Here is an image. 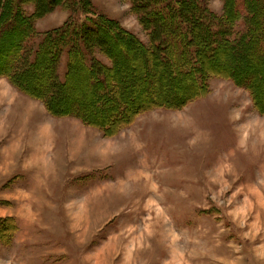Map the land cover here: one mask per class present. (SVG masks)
Masks as SVG:
<instances>
[{
  "label": "rangeland",
  "instance_id": "rangeland-1",
  "mask_svg": "<svg viewBox=\"0 0 264 264\" xmlns=\"http://www.w3.org/2000/svg\"><path fill=\"white\" fill-rule=\"evenodd\" d=\"M170 1L191 13L186 22L202 19L218 32V43L228 39L237 45L234 51H241L240 39L246 38L252 18L246 8L236 7L238 0ZM84 2L69 0L64 7L63 0H21L15 22L0 23V83H5L0 84V128H6L4 133L0 129V264H264V49L255 41L244 48L246 70L237 64V53H230L231 63L225 51L219 52L207 66L226 69L237 79L210 74L201 82L198 98L179 109L143 111L129 126L132 118L121 120V115L125 108V114L134 113V103L126 105L113 92L122 84L146 104L163 96L159 77L168 81L172 72L151 71L150 52L138 46L151 45L150 27L143 19L149 9H141L143 0ZM257 10L263 14L264 5ZM97 16L112 27L111 44L118 49L106 37L88 35L94 71L77 68L65 98L51 104L53 112L44 100L19 91L15 78L2 75L21 48L30 53L23 61L20 54L17 69L28 70L49 31L71 19ZM260 22L264 30V16ZM30 28L34 36L23 41ZM122 35L129 37L125 46L119 44ZM67 59L63 52L56 66L42 64L27 81L40 90L36 81L46 78L44 74L50 82L54 73L64 79ZM23 70L10 74L29 71ZM240 71L248 77L239 76ZM144 78L147 89L140 85ZM173 82L184 86L191 80ZM9 88L36 108L25 119L27 125L22 120L19 125L16 108L2 100L10 95ZM186 91L180 89L182 95ZM92 98L103 109L94 108ZM80 103L95 124H111L110 131L79 116L56 113ZM39 117L55 122L60 144L46 146L45 153L49 134L42 127L35 136L37 146L32 137L30 147H21L4 162L11 136L30 129ZM80 137L90 141L94 153L80 146L69 152L67 145ZM20 171L27 172V184ZM25 184L24 190L18 187ZM18 218L28 222L19 225Z\"/></svg>",
  "mask_w": 264,
  "mask_h": 264
},
{
  "label": "trees",
  "instance_id": "trees-1",
  "mask_svg": "<svg viewBox=\"0 0 264 264\" xmlns=\"http://www.w3.org/2000/svg\"><path fill=\"white\" fill-rule=\"evenodd\" d=\"M20 1L21 0H0V23L4 26L13 24L15 20L20 16ZM50 3L55 2L57 3L58 0H46ZM69 0H63L62 5L66 7V3H68ZM80 2L84 0H78ZM236 0H234L235 2ZM26 0H23V3H25ZM43 3V2H42ZM237 3V4H236ZM236 7L240 10V8L243 7L249 11L251 22L249 23V31L246 33V38L244 39V36L240 39V43L243 44V48L238 51H234L236 49L237 45L235 43H232L227 39V42L223 41L221 43H218V32L212 28L210 24L207 25V23L202 21V19H197L195 16V22L196 23H188L186 20L191 15L190 12L184 11L182 12V7L178 4V2H171L170 0H143L141 9L145 10L148 8V12H145V16H143V19L146 21L149 29V35L151 38V45L148 47H144L143 45H140L138 43L139 48L143 52L149 51V61H148V67H150L151 71H161L162 69L166 68L165 71H162L167 75H169L170 72H172V76H170V80H164V78L159 77L160 87L162 88L163 96H158L156 99L149 100L146 102V104H140L138 100L139 97H134L133 88L127 89L124 85L121 84L118 92H113L115 99H119V101H125L126 105L130 104V106L134 103V113L128 114L125 112L127 109L125 108L122 115L121 120L125 119V115H128L132 118L130 121L129 126H132L136 122V116L143 112L147 111L152 108H169V109H179L182 108L184 105L189 103L194 98H198L200 96V85L204 88V82L201 83L205 77L208 75L212 76H218L223 78H232L237 79L236 75H230V71L226 69H220V68H209L207 66L208 62L217 60V55L219 52H226V56L229 58L230 62L233 59L231 57L230 53L233 52V54L238 55V58H241L240 61L237 63L238 65H242L245 70L247 63V57H248V51L244 50V48L247 47L248 44L251 45L253 41L258 44L261 49H264V30H262V24L260 26V18L264 16V13H258V10L255 12V10L258 8V5L261 6L264 5V0H242L241 2L238 0L236 1ZM41 5V3H40ZM174 5H177L178 7H173ZM7 6H10L11 9L6 10ZM172 7V8H171ZM52 8V5L50 6ZM254 9V12H253ZM178 10V11H177ZM11 11L10 13H7V18L5 17V12ZM193 15V14H192ZM259 15V16H258ZM9 16V17H8ZM186 16V17H185ZM142 17V16H140ZM183 17V18H182ZM192 17V16H191ZM253 17L256 18L257 22L256 27ZM101 17L97 16V18L91 17L89 19L85 20H77V19H71L65 22L64 25L57 27L53 29L52 31H49L43 38V41L39 45V49L36 52L35 57L30 60L28 63L30 64V67H27L28 70H25V68L17 69L19 68L20 63L18 62V57H20V54L22 56V61L24 60L23 56L28 55L30 53L29 49L21 48L20 52L17 53L16 59L13 61V63H10V67L8 68V73L4 71L2 73L6 75L7 78H15V83L17 85V89L21 91L22 93L29 95L30 97L42 99L46 102V104L49 106V109L53 112L54 107L51 106L52 103L57 104L61 102L65 96H64V90L66 87L69 86L70 81L74 77V73L76 72L77 68H84L87 71H94L92 67V62L90 59L88 46L89 43L88 35H94L97 39L103 37L107 38L109 40V44L112 43L111 40L114 38V33L112 30V27L107 26V23L101 22ZM197 20V21H196ZM108 22V21H107ZM150 22V23H148ZM170 23L167 28L165 25L166 23ZM112 23V22H111ZM206 24V25H205ZM35 29L33 28L27 32V34L24 36V40H29L31 37L34 36ZM178 35H177V34ZM0 36H2L0 34ZM111 36V37H110ZM123 38H121V42L119 43L122 46H125L123 43L127 44L129 40V37L127 35H122ZM205 37V38H204ZM202 38L206 41L204 45L202 42ZM27 40V41H28ZM22 41V42H23ZM99 42V41H98ZM23 44V43H22ZM239 44V43H238ZM80 45V49H79ZM114 49H118L114 44ZM119 45V46H120ZM236 45V46H235ZM174 47L173 51L170 49L171 47ZM225 48V49H224ZM23 52V54H22ZM63 52L67 53L68 59H67V69L64 79H58V76H55L53 74L55 69V63L57 64L58 58L61 56ZM207 52L208 55H207ZM241 52V53H239ZM239 53V54H238ZM240 55V56H239ZM232 59H231V58ZM52 60H51V59ZM209 58V59H208ZM89 60V62L87 61ZM10 60H8L9 62ZM117 63H119L116 60ZM53 64L54 63V69L52 71V78L51 82L49 79H46L48 76L44 74L46 78H43L39 81H36V84L42 86V89L38 90L36 87H32L33 85L30 84L28 80V77L31 75L35 70H39V67L42 66V64ZM232 63V62H231ZM234 64V62H233ZM147 65V63H146ZM16 66V68H15ZM53 66V65H52ZM13 69L16 70H22L27 73L20 75L14 71L13 74H10ZM156 69V70H155ZM172 70V71H171ZM237 71V70H236ZM255 71V70H254ZM147 72V71H146ZM145 72V73H146ZM144 73V74H145ZM236 73V72H235ZM239 76H244L245 78L248 76H245L246 74L241 72ZM253 75L255 76L253 70ZM232 74V73H231ZM13 75V76H12ZM17 77V78H16ZM251 77V76H250ZM259 77H261V74H259ZM189 79L191 80L189 85L180 86V84L174 83L173 81H180V79ZM243 78V77H241ZM10 79V78H9ZM37 79V77H36ZM14 82V79H12ZM241 80V79H240ZM244 83H249V81L245 80ZM98 84L95 82L94 85ZM120 84V83H119ZM141 87H145L146 89L149 87V82H147L144 78L142 82H140ZM179 87H181V91L187 90L184 95L180 92ZM252 87V86H251ZM134 88H137V86H134ZM172 91V97H169V91ZM188 90L190 92H188ZM122 91V92H121ZM134 91V92H133ZM166 95V96H165ZM179 97L178 101L177 98ZM112 98V97H111ZM170 98V99H169ZM115 99L112 98L114 101ZM142 99V98H141ZM130 100V101H129ZM104 102V101H103ZM131 102V103H130ZM53 104V105H54ZM92 104L95 107H100L103 103L99 100H94L92 98ZM51 107V108H50ZM100 109V111H102ZM85 108L82 106V104H75V107L71 111H63L62 112H56L57 115L62 114H73L76 116H79L82 120L87 122L88 124H95L93 121L96 119L92 118L91 116H87L84 113ZM99 111V109L97 110ZM263 111V110H262ZM55 112V111H54ZM118 112V111H117ZM111 113V111H110ZM113 113V112H112ZM263 113V112H262ZM89 117V118H88ZM117 120V119H116ZM99 122H102L101 120H98ZM96 123V127H102L107 133V131H110V125L106 122H102L103 125Z\"/></svg>",
  "mask_w": 264,
  "mask_h": 264
},
{
  "label": "crops",
  "instance_id": "crops-1",
  "mask_svg": "<svg viewBox=\"0 0 264 264\" xmlns=\"http://www.w3.org/2000/svg\"><path fill=\"white\" fill-rule=\"evenodd\" d=\"M0 84L2 85V84H5V83H0ZM11 91H12V89L9 88L7 90V92H8L7 94L9 95V93H10V95L8 97H6L5 99H2V100H4V102L11 103V107L12 108H16L15 109L16 111L13 112V113H16V116L18 115V121H17V123L20 120H22V121H25V125H27V120H25V119L28 118V116L31 117V114H32L33 110H35L36 108L33 106L32 103H29V102L26 103V101L24 99H22L20 97H17L18 95L19 96H22V94H20L17 91H12L14 93L13 94ZM10 97H11V101H10ZM14 101L15 102L19 101V104L16 105ZM30 101H32V100L30 99ZM32 102H34V101H32ZM38 109H39V107H38ZM13 110L14 109H12L11 112ZM23 110H24V112H23ZM42 118L43 117H41V118L39 117L38 120H34L35 123L32 125V127L30 129L17 132L16 134H13L11 136L12 139H10V142L8 143L9 146H5L4 147V151H3V156H4L3 161L4 162L9 163L11 161L12 157L14 156V152L16 150H18V149H21V147H24V149L27 148V147H30V141L32 142V140H33L32 137L34 138L36 136V133L39 132L42 127L46 128V130L48 131V134H49V137L47 139V143L48 144L45 142V145H44V147H45V153L47 152L46 146H49L50 148L52 147V149H53V148H55L56 143L57 144H60L58 142L59 141V136L56 135V129H55V125H54L55 122L52 120L51 123H50V120L44 119V118L42 119ZM43 120H46V121L43 122ZM22 121H20L19 125L23 123ZM64 124H66V126L71 129L70 124H68L67 122L64 123ZM3 126H5V125H3ZM1 128H2L1 131H3V133H4L6 128L5 127H1ZM1 131H0V134H1ZM37 138L38 137H35V140H34L36 142V145L35 146H37V144L39 143L38 142L39 139H37ZM35 142H34V144H35ZM67 146H68V148H70V147L72 148L70 150L67 148V150H69V152L71 154H72L71 151L73 150V148L74 147H77V146L87 148L90 153H94L95 152V151L93 152V151L90 150V147H92V145H91V143H90V141L88 139H85V137H80L76 141H74V139H72V141L70 142V144L67 145ZM52 149H50V150H52ZM22 151L24 152V150H22ZM37 152H39V151H37ZM40 152H42V150H40ZM24 170H25V168H24ZM28 172H30V171H28ZM42 173L43 172H41V174ZM27 175L28 174L25 171H20L19 174H18V176H22L23 178H25L24 182H26V184H27V177H28ZM47 177H49V176L47 175ZM26 184L25 185H20L18 187L24 190L25 188H27ZM27 222L28 221H24L23 222V220H20L19 219V225L20 224H26Z\"/></svg>",
  "mask_w": 264,
  "mask_h": 264
},
{
  "label": "bare ground",
  "instance_id": "bare-ground-1",
  "mask_svg": "<svg viewBox=\"0 0 264 264\" xmlns=\"http://www.w3.org/2000/svg\"><path fill=\"white\" fill-rule=\"evenodd\" d=\"M44 133H45V132H44ZM44 133H43V134H44ZM47 133H48V132H47ZM43 136H44V135H43ZM45 136H46V135H45Z\"/></svg>",
  "mask_w": 264,
  "mask_h": 264
}]
</instances>
